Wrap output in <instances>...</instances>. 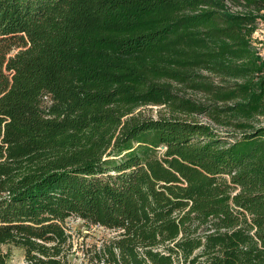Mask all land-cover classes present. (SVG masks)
Here are the masks:
<instances>
[{"label": "trees", "instance_id": "trees-1", "mask_svg": "<svg viewBox=\"0 0 264 264\" xmlns=\"http://www.w3.org/2000/svg\"><path fill=\"white\" fill-rule=\"evenodd\" d=\"M264 0H0V264H264ZM157 106L156 115L147 113Z\"/></svg>", "mask_w": 264, "mask_h": 264}, {"label": "rangeland", "instance_id": "rangeland-1", "mask_svg": "<svg viewBox=\"0 0 264 264\" xmlns=\"http://www.w3.org/2000/svg\"><path fill=\"white\" fill-rule=\"evenodd\" d=\"M140 109L146 110L147 113L153 115H156L158 111L157 106H148L145 109L142 107ZM66 225L72 235L73 250L71 258L74 264H92L91 257L95 250L99 249L103 242L112 239L118 234L115 230L78 217H70L67 219ZM5 249L10 253V264H26L23 248L11 245L5 247Z\"/></svg>", "mask_w": 264, "mask_h": 264}, {"label": "built area", "instance_id": "built-area-1", "mask_svg": "<svg viewBox=\"0 0 264 264\" xmlns=\"http://www.w3.org/2000/svg\"><path fill=\"white\" fill-rule=\"evenodd\" d=\"M258 38L264 40V28H262L259 32Z\"/></svg>", "mask_w": 264, "mask_h": 264}, {"label": "crops", "instance_id": "crops-1", "mask_svg": "<svg viewBox=\"0 0 264 264\" xmlns=\"http://www.w3.org/2000/svg\"><path fill=\"white\" fill-rule=\"evenodd\" d=\"M263 26H264V24H263V25L261 24V26H260L259 30H258V31H257V33H256V36H258V35H259V32H260V30L263 28Z\"/></svg>", "mask_w": 264, "mask_h": 264}]
</instances>
